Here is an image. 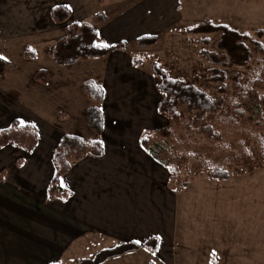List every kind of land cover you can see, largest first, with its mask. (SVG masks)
<instances>
[{"label":"crops","instance_id":"obj_1","mask_svg":"<svg viewBox=\"0 0 264 264\" xmlns=\"http://www.w3.org/2000/svg\"><path fill=\"white\" fill-rule=\"evenodd\" d=\"M32 1L0 0V57L14 64L0 80V131L18 120L33 125L39 135L33 153L11 145L0 150V264H77L122 243L145 244L153 238L159 240L156 252L142 248L104 264L135 260L142 251L153 258L146 264H173L176 185H172L167 168L139 141L143 133L165 127L166 120L158 112L162 96L152 72L142 69L144 62L139 68L133 66L134 56L128 48L100 58L105 65L101 79H90L104 89V100L98 104L103 129L92 138L82 137L99 139L103 156H89L72 164L61 179L62 187L71 193L67 201L48 198L55 176L53 152L64 134L76 135L77 131L61 124L65 113L60 107L47 114L45 108L30 101L34 93L21 86L23 76L5 47L14 48L12 42L17 36L28 39L38 32L66 31V24L53 20L51 9L69 3H48L36 14L39 23L29 21L34 13L26 10V25L21 29L18 15L22 6L28 9ZM165 4L148 0L114 20L104 21L97 26L100 40L104 35L108 43L117 44L162 32L174 18L165 12ZM72 16L73 12L69 24L85 18ZM22 45L25 53L29 45ZM52 62L37 69L49 73V80L41 86L45 95L56 92L52 89L53 71L60 76L65 71L64 66ZM35 72L30 74L33 80ZM83 131L87 134L88 130Z\"/></svg>","mask_w":264,"mask_h":264},{"label":"rangeland","instance_id":"obj_2","mask_svg":"<svg viewBox=\"0 0 264 264\" xmlns=\"http://www.w3.org/2000/svg\"><path fill=\"white\" fill-rule=\"evenodd\" d=\"M147 1L33 0L30 9L22 6V14L18 15L22 21L19 27L25 28L26 10L29 14L34 13L29 21L41 22L36 14L42 12L48 3H54L53 6L69 3L73 16L85 17L84 21L91 22L93 16L100 12L104 14V21H111ZM163 1L166 3L165 12L174 16L171 25L154 34L159 41L151 47L137 48L135 41H127L129 54L136 56L137 51L144 50L141 54L145 53L147 58L143 60V70L152 72V64L157 63L171 78L192 83L213 98L219 97L218 86L206 83L204 78L208 69L217 66L227 74L229 101L233 97V75L241 73L246 78L255 67L257 57L252 56V63L246 69L223 67L229 58L226 52L218 49L219 32L204 35L187 34L185 30L207 21L225 24L254 36L258 30H264V0H159L161 4ZM68 21L64 23L66 27L72 24ZM65 34V30L58 29L38 32L28 39L17 36L12 42L14 48L5 47V51L14 59L23 76L19 80L21 86L28 93H34L30 101L45 108L47 114H53L60 107L59 111L65 113L62 125L74 128L76 135L92 138L94 134L88 128L86 109L93 102L84 94L82 83L90 79L100 81L105 69L102 59H82L76 65H65L62 67L65 70L63 76L55 75L53 71L52 89L56 92L52 95H45L42 82L36 83L30 76L38 68L53 63V46ZM206 37L211 39L208 46L199 42ZM101 41L110 44L104 35ZM22 44L29 45L28 55L33 54V59L24 56ZM205 50L207 57L201 53ZM154 79L158 85L159 80ZM179 110L184 111L181 106ZM164 118L165 127L170 126ZM217 126L223 135L221 143L195 136L186 144L182 142L187 134L181 126H175L174 153L183 158L184 166L174 184L179 187L180 183L189 181V185L177 188L173 264H264V166L255 167V162L261 159L260 145L254 131L246 126L243 129ZM83 129L88 130L87 134ZM207 161L211 167L224 166L232 173L238 172L227 180L211 181L203 169ZM150 260H153L150 253L142 251L135 260L109 264H146Z\"/></svg>","mask_w":264,"mask_h":264},{"label":"trees","instance_id":"obj_3","mask_svg":"<svg viewBox=\"0 0 264 264\" xmlns=\"http://www.w3.org/2000/svg\"><path fill=\"white\" fill-rule=\"evenodd\" d=\"M71 9L68 5H59L51 9V16L57 23H65L71 17ZM104 22L102 12L93 16L91 22H75L66 27V34L59 38L52 50V59L60 66L75 64L80 59H100L109 56L115 51H126L128 44H105L100 40L97 26ZM219 32L221 38L217 44L218 49L227 53L229 60L223 67L248 68L252 63V56L257 57L255 67L244 78L241 73L232 77V95L230 93L226 72L215 66L208 69L204 81L218 86V98H213L203 89L182 79H173L169 73L157 63L152 64V75L159 80L157 90L162 99L158 106V112L166 117L170 126L145 132L140 137L141 147L157 162L163 165L171 175V183L181 173L184 166L183 158L174 153L175 126H181L187 138L182 143H188L195 136H201L211 142L221 143L222 132L218 124L224 128H239L246 126L255 133V137L261 148V159L255 162L256 168L264 166V30L260 29L254 36L240 30L231 28L225 24L201 22L196 26L187 28V34L210 35ZM159 41L157 35L142 36L135 43L138 47H151ZM204 45H210L209 37L199 41ZM248 42L249 44H247ZM103 45H107L104 47ZM29 49L25 50V56L33 59L34 55H28ZM207 57V50L201 52ZM147 58L145 53L132 58L133 66L139 68L143 60ZM14 67L7 59L0 57V80L4 78L7 69ZM34 79L46 83L49 80L47 70H38ZM84 94L95 104L86 110V118L91 132L101 134L103 129L102 109L98 105L104 100L103 87L94 80H87L82 85ZM229 103L226 108V103ZM184 111H180L179 107ZM242 131V130H241ZM39 143L37 129L30 124H24L13 120L10 126L0 131V150L6 146H14L27 153H33ZM104 148L99 139H88L79 135L64 134L53 152L55 176L48 188L50 200L67 201L71 193L61 185V179L66 175L75 162H80L91 156L100 158ZM204 171L208 172L211 181L227 180L237 172H230L224 166L211 167L207 161ZM189 181L180 183L176 189L188 187ZM159 240L153 238L145 244L125 242L114 248L98 252L91 258H84L77 264H104L106 261L128 253H133L142 248L157 251ZM149 264V263H148Z\"/></svg>","mask_w":264,"mask_h":264},{"label":"snow or ice","instance_id":"obj_4","mask_svg":"<svg viewBox=\"0 0 264 264\" xmlns=\"http://www.w3.org/2000/svg\"><path fill=\"white\" fill-rule=\"evenodd\" d=\"M104 47H107V45H103Z\"/></svg>","mask_w":264,"mask_h":264}]
</instances>
